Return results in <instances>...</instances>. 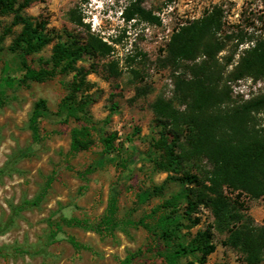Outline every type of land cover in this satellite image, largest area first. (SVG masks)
<instances>
[{
	"label": "rangeland",
	"instance_id": "rangeland-1",
	"mask_svg": "<svg viewBox=\"0 0 264 264\" xmlns=\"http://www.w3.org/2000/svg\"><path fill=\"white\" fill-rule=\"evenodd\" d=\"M130 2L45 0L25 10L26 15L46 17L48 28L62 35L82 32L67 18L68 11L77 8L84 25L113 47L109 59L119 62L118 77L107 76L102 69L107 60L84 58L78 63L91 72L87 79L93 84L95 101L88 122L58 116L69 73L58 71L43 81L28 76L30 70L50 66L52 44L23 56L11 49L20 26L2 37L12 16L0 17V264H121L127 257L131 258L127 264H169L171 249L155 228V220L161 204L182 184L178 176L156 165L162 150L156 147L159 129L149 103L156 95L169 98L172 90L169 70L156 63L159 49L172 29L217 6L222 11L217 38L225 44L217 58L221 62L231 58L228 72L255 39L264 37V5L258 0H143L142 7L158 18V24L125 21L122 12ZM134 54L137 58L126 67L124 58ZM141 85L150 87V92L137 97L134 88ZM227 86L238 99L264 94V74L257 79L245 76ZM38 100L45 102L46 110L38 119L36 139L29 118ZM79 127H86L92 141L86 150L71 152V130ZM111 132L117 136L115 149L103 153L101 140ZM155 187H161L160 192ZM112 201L113 223L104 225ZM240 201L254 225H261L264 199L241 196ZM184 206V200L176 206L179 223L172 245L213 226L211 214L201 208L200 223L189 227ZM70 218L79 224H65L63 219ZM211 230L215 250L205 264H243L241 254L223 244L226 235ZM194 260L195 256H186L179 262Z\"/></svg>",
	"mask_w": 264,
	"mask_h": 264
},
{
	"label": "trees",
	"instance_id": "trees-1",
	"mask_svg": "<svg viewBox=\"0 0 264 264\" xmlns=\"http://www.w3.org/2000/svg\"><path fill=\"white\" fill-rule=\"evenodd\" d=\"M142 1L130 2L122 12L123 19L159 24L158 18L142 7ZM258 1L264 5V0ZM36 2L44 3L45 0H0V17L12 16L2 37L9 34L12 27L20 26L11 49L21 51L23 56L52 44L50 66L30 70L28 76L34 81H43L58 71L69 73L71 78L59 104L58 116L65 121L88 122L89 107L95 101L93 84L87 79L91 72L78 63L84 58L107 60L102 69L107 76L118 77L121 73L119 62L109 59L113 47L84 25L77 8L68 11L67 18L74 26L83 28L81 33L65 31L61 35L48 28L46 17L26 15L25 10ZM221 28L222 11L214 6L200 18L172 29L156 60L160 68L169 70L172 86L169 98L160 94L149 103L159 129L156 147L162 150V158L156 165L160 170L178 176L182 184L178 193L161 204L162 212L155 220V228L171 249L167 256L169 264H205L215 250L211 229L226 235L223 244L237 250L243 264H260L263 259L264 220L261 225H254L240 198L264 199V94L238 99L232 96L227 82L245 76L257 79L264 74V37L255 39L252 47L225 72L231 65V58L226 57L224 62L217 58L225 47L217 38ZM135 58L137 54L126 56L125 66ZM131 72L138 75L136 70ZM149 92L150 87L145 85L134 88L137 97ZM2 101L0 96V105ZM45 110L43 100L34 103L29 126L36 139L38 119ZM87 135L86 127L73 128L70 151L86 150L92 141ZM116 139L115 132L102 138L103 153L109 154L115 149ZM165 139L167 143L161 145ZM160 189L154 188L159 192ZM180 200H184L183 214L190 220L189 227L200 223L201 208L211 214L213 226L198 229L192 237L172 245L179 223L175 213ZM114 210L112 201L102 224L113 223ZM152 212L157 213V210ZM63 221L67 225L79 224L72 218ZM69 241L78 247L73 238ZM186 256H195L194 262L180 263ZM130 259L127 257L121 264L129 263Z\"/></svg>",
	"mask_w": 264,
	"mask_h": 264
}]
</instances>
